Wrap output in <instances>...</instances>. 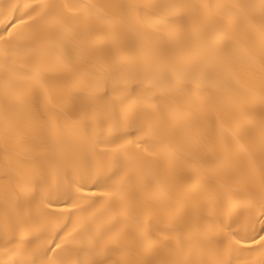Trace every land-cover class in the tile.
Listing matches in <instances>:
<instances>
[{
    "label": "bare ground",
    "instance_id": "1",
    "mask_svg": "<svg viewBox=\"0 0 264 264\" xmlns=\"http://www.w3.org/2000/svg\"><path fill=\"white\" fill-rule=\"evenodd\" d=\"M56 5L49 16L61 17L65 26L57 29L47 22L28 21L15 27L21 15L31 12L36 0H0V264H65V249L45 252L52 242L61 240L77 222L67 197L58 195L52 180H45L20 161L40 158L33 151L36 123L34 113L45 125L43 142L54 162L62 159L59 129L78 117L82 97H103L105 103L120 104L117 88H126L129 105H139L141 112L152 113L147 100L162 99L159 89H152L145 77L150 74L156 53L143 46V37L132 28H112L99 17L119 16L126 5L165 3L168 0H48ZM198 6V18L214 35L221 34L230 48H206L196 54L197 71L179 80L185 94L175 113L166 111L164 121L157 123L120 116L118 127L89 128V134L101 142L116 141V152L108 151L102 163L91 155L87 146L90 171L78 177L70 167L60 169L59 180L67 188V179H79L86 191L74 196L86 197L88 213H95L90 238L97 250L113 249L100 257L107 264H129L139 258L149 264L157 257L147 249L138 257L121 251L123 241L112 243V231L136 234L139 227L161 242L159 258L187 264L203 259H228L227 246L234 237L251 240L261 229V194L264 193V26L259 22L261 0L252 3L257 22L250 26L244 20L237 31L223 19L227 5L234 0H186ZM213 5L208 8L207 5ZM80 5L76 9L73 6ZM91 13V14H89ZM35 15V13H33ZM27 19V18H26ZM13 32L9 38L5 28ZM155 35V34H154ZM35 36L38 50L48 56H63V62L46 70L52 84V96L30 90L26 81L8 74L2 67L7 47ZM54 37L56 46L48 43ZM160 41H155L156 47ZM214 72H205L206 65ZM87 74V75H86ZM237 81L239 90H229ZM23 92V103L12 96ZM196 97L194 106L185 103L187 95ZM202 100L206 104L202 105ZM123 137L124 139H119ZM74 151H78L74 149ZM100 150L97 149V152ZM43 162V160H42ZM119 172L118 175L114 173ZM116 187L122 191L109 195ZM51 195V204L44 200ZM128 204L131 218L121 215ZM44 213H52L44 215ZM71 215V220L69 216ZM261 220V223L257 221ZM67 225V228H65ZM162 233H172L168 238ZM231 237V238H230ZM71 237H69V240ZM29 241H31L29 243ZM194 245V247H182ZM224 251L216 257L215 250ZM241 247V245H233ZM252 247H257L253 245ZM248 264H264V255L245 254Z\"/></svg>",
    "mask_w": 264,
    "mask_h": 264
},
{
    "label": "snow or ice",
    "instance_id": "2",
    "mask_svg": "<svg viewBox=\"0 0 264 264\" xmlns=\"http://www.w3.org/2000/svg\"><path fill=\"white\" fill-rule=\"evenodd\" d=\"M78 9L80 5H74ZM213 8V5H207ZM257 6L252 3H243L240 0H234L233 3L227 5L223 13L225 22L233 26V31H237V23L244 20L250 26H254L257 22L252 9ZM56 8V5L49 3L48 0H36L35 7L31 12L21 15L15 24V27L26 25L28 21L47 22L57 29L65 26V20L61 17L49 16V12ZM260 24L264 26V0L259 4ZM35 13V15H33ZM91 14V13H89ZM27 18V19H26ZM99 19L112 28L119 26L121 29L132 28L139 36L143 37V46L149 51H155L156 57L150 74L145 78L149 80L152 89H159L162 93V99L143 101L146 104L154 106L152 113L141 112L139 105H129L131 97L126 88H117L113 90L112 95L115 96L119 92L122 96L119 105L105 103L108 93L103 97L85 96L82 97V106L78 113V117L70 124L59 129L61 157L57 161H53L48 156V148L43 142L45 134V125L40 122L39 117L34 113L29 115V119L33 120L37 127L34 133L36 143L33 146L40 158L28 159L20 161V164L33 170L34 174L41 176L47 183L52 180L50 193L54 189L55 192L63 197H67L73 208L80 209L77 215L79 219L61 240V243L52 242V246L45 249V252H54L57 249H64L65 243L70 245L65 249L68 253V259L65 264H107L103 257L107 255V250H97L95 240L90 238L91 225L94 223L95 213H88V208L82 207L79 202L86 203V197L74 196L72 189L76 192L86 191L83 183L77 179L75 181L67 179L65 172V181L67 188H63L59 176L60 169L70 167L72 171L79 177L83 170L90 171L92 161L89 160V152L87 146H91V155L96 157L98 163H102L103 156L108 152H116L118 145L116 141L101 142L89 134L90 127L103 128L106 125L118 127L120 116L123 115L125 121L134 118L146 119L149 122L155 121L162 123L165 118L166 111L175 114L181 105L178 99L185 94L178 81L186 79L189 74L197 71L198 62L196 54L206 48L221 49L227 51L230 44L224 40L222 33L214 35L213 31L205 22L198 18V6L187 3L186 0H168L165 3H151L145 5H126L119 16L99 17ZM13 25H9L4 32L9 38H12L13 32L9 30ZM155 34V35H154ZM5 36L0 33V41ZM25 42L7 47L3 52L2 67L10 74L24 81L30 90H38L50 98L52 96V84L46 75V70L55 64L63 62V56H48L39 52V41L35 36H25L22 38ZM155 41H160V46L154 45ZM48 43L55 47L56 41L54 37H49ZM205 72H214L212 65L208 64L200 69ZM87 75V74H86ZM229 90L236 92L239 90L237 81H231L228 84ZM17 103H23V92L14 93L12 96ZM185 103L194 106L196 97L187 95ZM206 101L202 100V105ZM264 131V129H262ZM119 139H124L123 137ZM74 149L78 151H74ZM97 149L100 151L97 152ZM43 160V162H42ZM119 172L114 173L118 175ZM122 191L120 187H116L109 195H117ZM260 217L264 220V193L261 194ZM44 207H56L51 204V195L44 200ZM52 213H44L51 215ZM121 215L125 218H131L133 209L130 205L125 204L121 210ZM71 220V215L69 216ZM258 220V223H261ZM67 228V225H65ZM112 231L111 242L119 243L123 241L121 251L127 252L129 255L138 257L141 250L147 249L153 252L157 258L149 262V264H181L180 261L166 260L159 258L158 249L161 242L156 240L150 233L146 232L143 227L137 229L136 234L120 233ZM168 238L172 237V233H162ZM69 237L71 239L69 240ZM231 238V237H230ZM232 244L227 246L228 259H203L199 264H248V261L242 260L245 254L251 256L259 253L264 255V223H261L260 233L252 237L251 240L234 237ZM31 241H29L30 243ZM233 245H241L234 247ZM253 245L257 247H252ZM182 247H194V245H185L181 242ZM224 251V246L220 245L215 250L216 257H219ZM13 264H16L13 261ZM30 264H37L33 259ZM129 264H145L139 258L133 259ZM187 264H197L195 260H189Z\"/></svg>",
    "mask_w": 264,
    "mask_h": 264
}]
</instances>
